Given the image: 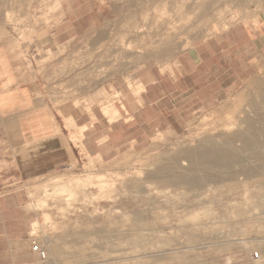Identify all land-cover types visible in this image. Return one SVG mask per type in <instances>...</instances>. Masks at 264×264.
<instances>
[{"label": "rangeland", "instance_id": "rangeland-1", "mask_svg": "<svg viewBox=\"0 0 264 264\" xmlns=\"http://www.w3.org/2000/svg\"><path fill=\"white\" fill-rule=\"evenodd\" d=\"M258 2L0 0V47L44 114L40 124L0 119V203L20 204L4 216L21 217L27 253L36 239L45 264H264V116L243 96L264 71ZM167 76L171 95L144 117L154 124L107 160L83 151L81 122L129 120L145 83ZM244 118L258 144L233 137L224 149L237 159L204 170L219 180H143L158 166L200 175L177 151L234 136Z\"/></svg>", "mask_w": 264, "mask_h": 264}, {"label": "crops", "instance_id": "crops-1", "mask_svg": "<svg viewBox=\"0 0 264 264\" xmlns=\"http://www.w3.org/2000/svg\"><path fill=\"white\" fill-rule=\"evenodd\" d=\"M167 77L169 82L159 77L145 83L137 99L139 104L135 109L130 110L129 120L119 118L108 122L104 116L100 115L95 119L88 117L81 122L80 126H86L82 130L80 142L83 151L87 155L107 160L119 152L124 144L136 140L137 137L133 134L138 131L139 126L154 124L157 119L156 114L151 119L144 118L145 114L158 112L165 97L172 93L170 83H174L175 80ZM152 91L156 93L152 95L153 97H149ZM36 96L32 87L22 81L21 73L9 52L0 47V119L7 124L14 120L17 122L28 120L31 123L40 124L44 114ZM19 208L20 204L0 203V264L37 263L36 256L30 251L29 243L27 253L25 243L21 239V217L17 216L15 220L4 216L8 211H19ZM256 240L259 241L258 245H261L260 250L264 255V235ZM247 254L249 255V251ZM246 257L248 259L245 264H255L252 261L254 259L250 261L249 256Z\"/></svg>", "mask_w": 264, "mask_h": 264}, {"label": "bare ground", "instance_id": "bare-ground-1", "mask_svg": "<svg viewBox=\"0 0 264 264\" xmlns=\"http://www.w3.org/2000/svg\"><path fill=\"white\" fill-rule=\"evenodd\" d=\"M261 4L263 5L264 3L258 2L257 6ZM243 96H255V101L260 103V105L262 106L259 105L260 106L259 107L258 103L254 101V103H252V105L255 104L254 112H256L258 118L261 117L262 115L264 116V114H261L259 112L261 109H264V71L261 72L259 78L255 79L254 81L251 80L248 82L246 91L243 93ZM250 119L244 118V120L241 121V123L244 124V128L238 133L235 132L236 134L234 136L230 137L229 129L228 131L226 130L220 133H212L211 135H207L201 138L200 140V142L204 143L205 148L200 149L196 147L189 150L179 149L177 151V153L174 156V160H183L185 162V163L182 162L186 166L185 168H183L184 171L197 169L200 170L201 172L200 175L189 176L183 173V171L181 173H169L165 167L158 166L154 169L153 172L145 174L143 180L151 181V180L159 179L160 181H164L169 184L185 183L190 186L195 185L201 179L207 182L219 180L222 177L220 174L217 173L208 174L205 173L204 170L205 168L213 167V166H228L229 164L233 163L235 159H237L236 156L229 155L224 149L228 145L234 142V139H232L233 137H235V140L241 142L242 146L244 147H250L252 145L258 144V140H257L258 131L257 129H254L253 121ZM260 119H259L260 124L264 126V117L263 119H261V121ZM229 126H231V124H229ZM190 141H194V139H191ZM38 200L40 201V203L44 202V200H42L41 198H39ZM190 219L196 220V217L191 216Z\"/></svg>", "mask_w": 264, "mask_h": 264}, {"label": "built area", "instance_id": "built-area-1", "mask_svg": "<svg viewBox=\"0 0 264 264\" xmlns=\"http://www.w3.org/2000/svg\"><path fill=\"white\" fill-rule=\"evenodd\" d=\"M30 251L36 256L37 263L36 264H45L47 259L46 249L39 243L38 240L32 239L29 243ZM252 256L254 258L258 257L257 252H253Z\"/></svg>", "mask_w": 264, "mask_h": 264}]
</instances>
